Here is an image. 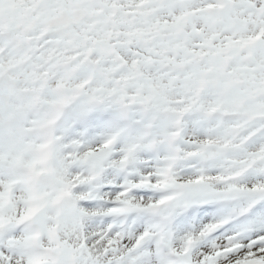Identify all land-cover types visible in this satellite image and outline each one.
<instances>
[{"label": "snow or ice", "instance_id": "6c2138e0", "mask_svg": "<svg viewBox=\"0 0 264 264\" xmlns=\"http://www.w3.org/2000/svg\"><path fill=\"white\" fill-rule=\"evenodd\" d=\"M0 264H264V0H0Z\"/></svg>", "mask_w": 264, "mask_h": 264}]
</instances>
